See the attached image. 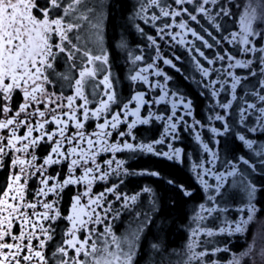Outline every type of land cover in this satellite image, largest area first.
<instances>
[{
  "label": "snow or ice",
  "instance_id": "6c2138e0",
  "mask_svg": "<svg viewBox=\"0 0 264 264\" xmlns=\"http://www.w3.org/2000/svg\"><path fill=\"white\" fill-rule=\"evenodd\" d=\"M149 6L160 12L153 21H170L158 28L159 38L195 53L190 58L198 80L183 75L180 55L162 56L156 38L148 37L156 60L200 89L211 113L207 125L195 118L189 125L192 99L155 60L130 72L129 80L151 88L144 73L154 68L164 94L149 100L147 92H134L127 102L121 99L102 7L89 0H0V264H220L213 259L220 252L228 254L226 264H264V139L251 138L264 136V0H150ZM145 11L141 4L130 19ZM117 47L126 49L127 41L121 37ZM143 59L136 55L131 62ZM161 102L171 104L170 114L151 110ZM181 108L184 115H177ZM205 128L211 147L200 131ZM185 132L198 145L191 179L203 200L193 221L226 213L241 198L243 206L218 232L191 229L178 251L160 219L165 210L157 188L189 198L193 191L157 164L185 163L188 154L174 147ZM144 156L150 164L129 163ZM97 183L103 191L93 192ZM70 188L75 193L62 208ZM124 213L137 223L117 235L115 222ZM217 234L245 243L235 251L230 240L224 248L197 251L199 236Z\"/></svg>",
  "mask_w": 264,
  "mask_h": 264
},
{
  "label": "flooded vegetation",
  "instance_id": "af4514ba",
  "mask_svg": "<svg viewBox=\"0 0 264 264\" xmlns=\"http://www.w3.org/2000/svg\"><path fill=\"white\" fill-rule=\"evenodd\" d=\"M91 5H94L99 10L101 7L107 17L105 22V30L108 38V51L110 54V63L112 64V75L115 78V85L117 87L118 92L121 94V99L127 102V99L134 94V92H147L148 96L146 99H151L155 97L159 99V96H162L164 92L156 87L157 80L160 81V84H164V80L162 77H157L154 75L155 69H149L144 73L148 77V79L152 82V87L149 88V85L143 84L142 82H131L129 80L130 72H134L140 68H146L149 64H152L154 60L161 70L168 73L170 76H174L176 80H178L182 85V92L189 96L194 105V117L186 116L185 118L188 120L189 125L192 123L193 118L200 120L201 122L207 125V118L211 115L208 102L199 95L200 89L196 86L194 82H185L182 80L181 75L177 74L173 69L169 66L164 65L159 60H156V48L151 44L148 40V37H155L157 40V44L160 46V54L164 57H171L173 53L181 56V61L177 62L178 67L182 64L185 71L183 75H188L191 73L196 80L200 79L199 73L195 71V67L191 62V55H195V53L188 54L184 51V47L182 45L176 44L171 41L168 37H165L163 40L159 38L157 35V30L161 27L165 22H170L168 18L161 17L158 20L153 21L151 17L155 14L156 16H160V12L158 8L149 6L150 0H125L126 9L123 8L122 4L119 3L118 0H89ZM170 3L171 0H161V4ZM141 4L146 6V11L141 13V18L135 19L133 22L130 17L133 16L134 13L138 12ZM179 18H177V22ZM136 25H139V28L143 29V33H141ZM179 29H172V31H178ZM123 37L128 44L126 49L119 48L117 45L120 42V38ZM190 39V37H189ZM205 51V55H208L211 58V52L208 49H203ZM131 53V56H129ZM136 55H143V61L136 62L133 64L131 62L132 57ZM199 58V57H198ZM242 58V57H238ZM201 63L204 64L205 67H209V65L202 59ZM215 67H220L219 64L215 65ZM238 73L244 71L241 69L236 70ZM168 86L171 88L172 82H168ZM171 97H169V100ZM136 103L133 101L129 108H135ZM167 108L169 110L168 113L164 112V109ZM151 110L156 112L157 114H170L171 104L161 102L159 104H155L151 106ZM144 109H142V116L144 115ZM177 115H184V110L181 108L178 110ZM129 121L135 119V117H129ZM158 124L160 122H157ZM147 127V126H138ZM162 130V128H161ZM199 130V129H197ZM202 132V136L205 142L209 143L211 147V142L208 140V137L211 135L210 132L207 131V128L204 130H200ZM140 138V137H138ZM251 138L257 139L259 142L261 139H264L259 133L251 134ZM174 147L183 148L185 153L188 154V157L185 160L184 164H173L172 161H160L157 166L162 168L165 173H171L172 176L176 178L178 182H184L185 186H191V190L193 191V196L191 198L181 196L179 193L173 190H165L164 187L157 188V184L153 183L152 180L143 179L140 181L143 184H151L152 187L157 188L158 195L162 197L161 206L165 210V216L160 218L166 225L169 230L168 239L172 242V247L176 248L178 251L183 250L184 246L190 241L191 238V229L200 227L203 229H212L214 232H218L220 227L225 226V219L231 221L238 217L237 209L243 206L242 198L237 201L236 204L230 205L229 210L226 213L222 214H214L212 217H209L202 224H197L193 221V217L198 211V204L202 203V194L195 181L191 179V162L196 159V152L194 151V147H198L195 145V141L192 135L185 132L181 138V140L176 141L174 143ZM158 149H163L167 151L168 149L164 146H157ZM118 158H127L126 156H119ZM155 160V158H152ZM150 164L151 161L148 156H144L139 160H130L129 163L136 165L137 163ZM171 178V177H168ZM3 180V173H0V181ZM133 185H129L128 188H125V191H129ZM83 191V188L80 189ZM103 191V185L97 183L93 192ZM75 193V188H70L65 190L64 200L62 202V208L67 206L70 200V197ZM259 199V196L257 197ZM182 204V207H176V204ZM114 208L117 205H113ZM148 203L144 201L143 210H147ZM257 207L260 208L261 205L257 204ZM127 213H124L120 216L119 220L115 222L117 235H120L126 227L131 223L132 227L136 226L137 221H135L131 216L125 217ZM142 219V217H141ZM202 247L198 248L197 251L203 250L204 247L211 250L213 247H225L226 241H231L228 244L229 247L233 248V251L236 250L238 244H244V240L237 241L235 236L228 237L226 234L220 235L217 234L213 237H207L205 235H201L197 238ZM213 259L219 260L220 264H226L228 259V254L224 252L217 253Z\"/></svg>",
  "mask_w": 264,
  "mask_h": 264
},
{
  "label": "trees",
  "instance_id": "16d2710c",
  "mask_svg": "<svg viewBox=\"0 0 264 264\" xmlns=\"http://www.w3.org/2000/svg\"><path fill=\"white\" fill-rule=\"evenodd\" d=\"M119 1V3H121L122 4V6H123V8L124 9H126L127 7H126V4H125V0H118ZM176 207H182V204L180 203V204H176Z\"/></svg>",
  "mask_w": 264,
  "mask_h": 264
}]
</instances>
